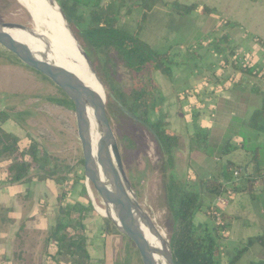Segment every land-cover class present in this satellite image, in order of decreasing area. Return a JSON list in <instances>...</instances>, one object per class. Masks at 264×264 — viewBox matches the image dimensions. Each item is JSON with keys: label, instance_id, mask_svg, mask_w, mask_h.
<instances>
[{"label": "crops", "instance_id": "0c3cea01", "mask_svg": "<svg viewBox=\"0 0 264 264\" xmlns=\"http://www.w3.org/2000/svg\"><path fill=\"white\" fill-rule=\"evenodd\" d=\"M163 4L166 2L163 1ZM178 4L197 7L189 15L200 28L192 26L185 29L180 46L174 48L170 45L168 51L163 52L170 53L178 65L170 77L160 72L154 73L162 107L154 116H166L172 130L180 136L179 164L191 160L193 148L190 137L197 129H201L210 134L209 148L213 149V164L219 163V152L222 153L225 144L230 141L228 147L240 148L243 154L237 157L241 162L236 159L227 164L245 166L251 159L247 146L264 145V135L254 134V131L250 138H233L238 125L246 122L247 125L244 126L251 129L250 119L262 108L264 0H185ZM201 8H206L209 12H201ZM176 15L178 19L182 14ZM198 32L201 33L197 34ZM188 45L190 48H186ZM235 58L239 60L237 65L257 68L259 76L235 70ZM205 83L212 88H204ZM49 112L43 114L52 118L54 111ZM2 130L18 141L39 143L50 157L59 159L64 155L65 149L60 148L55 152L52 147H48L55 139L50 129L42 128L43 138H40L36 131L26 129L11 115V119L3 124ZM73 137L75 139V135ZM232 154L229 153L228 158ZM249 168L252 170L253 165H248L247 169ZM262 168L264 169V165ZM221 170L207 167L201 159L196 164V173L204 177L210 171L218 176ZM59 194L54 181L10 182L5 172L0 173V264H45V244L58 217ZM81 197L82 188L79 187L70 201L83 202ZM225 213L233 219L226 234L227 240L246 245L249 239L264 236L263 210L247 194L235 195ZM90 220L86 222V229ZM94 222L100 226L105 225L108 231V226L102 219ZM111 244L109 238L104 243L95 242L94 247H89L92 258L112 261V253L109 251Z\"/></svg>", "mask_w": 264, "mask_h": 264}, {"label": "trees", "instance_id": "16d2710c", "mask_svg": "<svg viewBox=\"0 0 264 264\" xmlns=\"http://www.w3.org/2000/svg\"><path fill=\"white\" fill-rule=\"evenodd\" d=\"M56 1L88 58L91 56V50H94L103 55L108 62H117L125 67L132 82L131 92L126 94L113 88L114 93L110 95V101L112 100L125 116L137 118L139 124L148 126L146 128L156 141L163 161L166 165L175 167L180 154L181 139L171 130L166 116H160L154 121L151 118L162 110L153 75L160 72L170 77L178 63L170 53L156 51L140 37L158 0H135L136 7L141 9L142 13L133 33L119 28L124 20V8L114 1ZM174 7L182 16L189 15L197 9L195 5L183 8L176 3ZM204 11L209 12L206 8ZM126 14L128 17L132 16V10L129 9ZM233 68L244 74L257 76L260 74L257 68L236 64ZM262 96V108L250 119V127L256 133L264 135V94ZM66 99L65 106L73 109L72 102L67 96ZM10 119L11 115L8 112L0 110V173L5 172L10 182L54 181L60 191L58 217L45 244V264H107L105 259L92 258L89 251L90 240L87 236L86 222L98 216L96 209L91 202L70 201L79 187L82 188V192L87 191L84 186L85 173L82 175L75 173L71 179L69 175L74 173V169L67 167L66 173L60 175L64 167L60 166L58 159L50 157L39 143L18 141L2 130L3 124ZM209 139L208 131L197 129L190 137L191 148L198 145L207 152ZM229 143L230 141L225 144L223 155L236 150L235 147H228ZM260 150L261 147H256L248 151L252 155L247 165L228 163L218 176L201 178L198 185L181 181L174 175L168 179L166 202L172 218L169 239L175 264H224L223 257L226 255L224 241L227 237L223 234L230 230L232 224L230 222L233 219L214 203H206L204 196L212 195L216 199L222 195L227 196L228 191L233 190L235 194L250 196L264 211V189L259 195H255L254 191V183L264 175L262 165L259 163ZM81 164L84 170V160ZM250 164L253 165V173L245 177L242 173H245ZM235 169L241 172L239 187L234 180ZM200 214L205 215L207 220L199 221ZM218 218L222 223L216 221ZM116 231L118 235L124 237L117 229ZM255 243L264 246V236L249 239L246 246L238 249L237 256L228 264H237L249 250L250 245ZM251 264H264V261Z\"/></svg>", "mask_w": 264, "mask_h": 264}, {"label": "rangeland", "instance_id": "374dc122", "mask_svg": "<svg viewBox=\"0 0 264 264\" xmlns=\"http://www.w3.org/2000/svg\"><path fill=\"white\" fill-rule=\"evenodd\" d=\"M110 1H114L118 6L122 5L124 8V20L122 21L123 23H120L119 28L126 32L133 33L136 28L137 20L142 13L141 9L136 7V1L105 0V2ZM161 1L158 0L156 8L149 16L147 25L140 34V37L152 48L163 53L168 51L170 45H173L174 48L180 46L181 43L179 42L184 38L182 33L185 29L191 28L192 26L195 29H199L200 27L190 15H180V18H176V14L179 11L175 9L174 2L183 3L185 0ZM163 1L166 2V4H163ZM168 2L174 4H169ZM179 5L187 7L184 4ZM129 9L132 10L133 15L128 17L126 13ZM200 10L204 12L202 8ZM203 15H205V13H203ZM1 19L11 20L25 25L31 22L28 12L18 0H0V20ZM9 33L24 40L32 50L40 53V56H44V53L39 47L30 43L21 32L13 31ZM200 33L201 32H198L197 34ZM199 37L202 38V36ZM186 48H190V46L188 45ZM89 60L92 69L105 88L107 110L118 141L126 175L142 209L148 213L155 224L166 234L168 239L172 225V218L166 202V183L168 179L174 175L181 181L191 183L192 185H198L201 178L216 177L211 171L206 174L205 177L196 173V164L199 159H201L203 164L207 167H215L220 170L230 160L236 161V159H238V161L241 162V159L237 157L243 154V151L240 148H236L235 153H231V158L219 152L220 161L217 164H213L211 159V156L214 154L213 149L208 148L207 152H205L204 149L199 148L198 145H194L192 157L188 163L179 164L178 157L175 167L166 165L163 161L160 149L148 129L134 119L125 116L116 104L112 100L110 101V95L114 93L113 88L125 92L126 94H130L131 92L132 82L125 67L117 62H108L103 55L96 53L94 50H91ZM234 61L233 65H237L236 62H239L237 59ZM246 62L247 65H249V62ZM206 85H208L207 88H212L208 83H205L204 88ZM53 100L56 102H53ZM66 101L67 99L64 92L50 79L38 71L24 65L17 57L0 46V110H4L10 115H13L14 119L18 121L19 124L26 127V129L29 128L36 131L40 138H43L41 135L42 128L50 129L55 139L53 143H49L50 146L48 147H52L55 152L60 148L65 149V151H63L64 155H61V158L58 159L60 166L64 167L60 175L66 173L65 169L70 167L74 169V173L69 175L72 179L75 173L82 175L84 172L83 165L81 164L83 154L79 141L77 140V124L74 111L70 106H65ZM110 103L111 105L109 106ZM50 110L54 111V116L52 118L50 116H44L43 112L50 113ZM155 119L156 117L152 115L151 120L154 121ZM234 125L235 124H233V126ZM242 125H238V129L234 133L235 135H233V138H239L240 140L250 138L254 130L244 126L247 125L246 122ZM73 135H75V139ZM44 140L47 142L46 137H44ZM73 140H75V143H73ZM257 146L258 145H248L247 148L251 151ZM244 152H246V150ZM250 155H252V153ZM215 160L216 159L213 161L215 162ZM259 163L260 165H264V145L261 146ZM183 169H186V171L184 172ZM247 170L245 174L248 173V176L253 173V169L251 170V168H249ZM262 170L264 173L263 168ZM234 171L236 172V169ZM234 180L237 187H239L241 185V179H236L235 177ZM263 183L264 175L254 183L255 195H259L264 189ZM84 186L87 190L86 180ZM90 189L91 195H89L87 190L86 192H82L81 197L85 203H92L93 199L98 214L97 217L90 220L91 222L88 223L87 226V236L90 240V247H94L95 242L104 243L107 238H109L112 242L109 251L112 253L113 259L112 261L106 260L107 264H142L135 245L128 238L125 239L118 235L116 228L110 221L99 214L97 206L103 208L101 200L92 186ZM197 190L199 191V188H197ZM229 193H231L230 197L228 196ZM228 194V197L222 195L216 199L212 195H206L204 199L206 203H214L216 207L225 210L229 205L230 198L232 200V197L237 195L233 190H229ZM224 197H226V200H224L226 201V205L221 203ZM96 219H102L103 223L107 224L108 231H106L105 225L100 226L98 223H95L94 221H96ZM199 219L207 220V217L200 214L198 216V220ZM216 221L222 223L219 218ZM226 222L228 223V221ZM228 232L223 234L224 237H226ZM224 244L226 247V255L223 257L224 264H228L230 260H233L237 256L238 249L246 246L244 243H234L232 240L229 241L227 239L224 241ZM260 261H264V246L255 243L250 245L249 250L237 264L259 263Z\"/></svg>", "mask_w": 264, "mask_h": 264}, {"label": "water", "instance_id": "95a60500", "mask_svg": "<svg viewBox=\"0 0 264 264\" xmlns=\"http://www.w3.org/2000/svg\"><path fill=\"white\" fill-rule=\"evenodd\" d=\"M18 1L21 4V1ZM50 1L58 9V13L66 24L71 36L76 44H78V47L84 54L86 62L92 69L90 60L72 31L62 8L56 0ZM21 5L23 6V4ZM23 7L28 12L31 22L25 25L11 20L1 19L0 46L17 57L24 65L38 71L50 79L72 102L78 138L83 154L84 173L88 193L91 195L90 187L92 186L95 193L100 198L103 207L111 212V214L106 216L99 214L109 220L121 235L128 238L135 245L142 264H161L159 261L160 258L164 259L163 264H175L170 239H167L166 234L155 224L148 213L142 209L126 175L118 141L107 110V97L103 108L100 109L96 100L88 94L86 85L82 79L75 72L68 69L67 66L56 62H48L42 59V56H39L38 59V57H34L20 50L11 43V38L8 33L18 31L38 37L47 48L51 46L48 38L43 35V33H39V30L41 28L44 33H48L49 36L52 35V38L53 32L46 28L44 29V25L37 21L28 7ZM92 72L98 79L93 69ZM98 81L101 83L99 79ZM101 85L104 88L102 83ZM92 109L99 113L102 124L105 127L118 168V175L116 176H113L108 168L106 157L102 153L100 147L98 146L95 148L92 142L89 115V111ZM133 119L140 122L137 118ZM92 203L96 209L93 199ZM146 229L151 231L152 234L159 239L161 244L160 248L154 247L152 243L148 241L145 234Z\"/></svg>", "mask_w": 264, "mask_h": 264}, {"label": "bare ground", "instance_id": "6f19581e", "mask_svg": "<svg viewBox=\"0 0 264 264\" xmlns=\"http://www.w3.org/2000/svg\"><path fill=\"white\" fill-rule=\"evenodd\" d=\"M20 1L23 6L28 7V9L33 13L34 17H36L37 21L44 25V29L46 28L53 32V38L52 35L49 36L48 33H44L40 28L39 33H43V35H45L50 41L51 46L47 48L38 37L21 32L30 43H33L39 47V49L44 53V56L42 57L40 56V53L32 50L24 40H21L20 38L13 36L11 33H8L11 38V43L20 50H23L34 57H38V59L40 56L42 59L47 60L48 62H56L58 64L67 66L68 69L75 72L82 79L86 85L88 94L96 100L100 109H102L106 99L105 89L94 76L90 65L84 58V54L71 36L55 5L50 0ZM89 115L91 138L94 147H100L102 153L106 157L108 168L110 169L112 175L116 176L118 175L116 160L110 141L106 134L105 127L102 124L101 117L94 109L89 111ZM97 211L103 216L111 214V212L105 207L99 208L97 206ZM145 234L148 241L151 242L154 247L160 248L161 244L159 239L156 238L151 231L146 229ZM159 261L161 264L164 263L163 258H160Z\"/></svg>", "mask_w": 264, "mask_h": 264}, {"label": "built area", "instance_id": "2783aa9c", "mask_svg": "<svg viewBox=\"0 0 264 264\" xmlns=\"http://www.w3.org/2000/svg\"><path fill=\"white\" fill-rule=\"evenodd\" d=\"M245 61H246V60H245ZM207 86H208V85H206L205 88H207ZM247 172H248V171H247ZM242 174H244L245 177L248 176V173H247V174L242 173ZM240 176H241V172H240V171H236V172H235V177H236V179H238ZM258 184H259V183H258ZM258 184H257V185H258ZM260 184H261V183H260ZM263 185H264V183H263ZM228 196L230 197V196H231V193H229ZM228 196H226V197H228ZM226 197H224V199L222 198L221 203H222L223 205H226V201H224V200H226ZM230 199H231V198H230Z\"/></svg>", "mask_w": 264, "mask_h": 264}]
</instances>
